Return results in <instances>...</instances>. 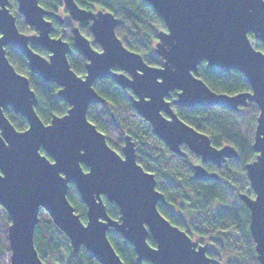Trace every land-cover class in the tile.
<instances>
[{
  "label": "water",
  "instance_id": "95a60500",
  "mask_svg": "<svg viewBox=\"0 0 264 264\" xmlns=\"http://www.w3.org/2000/svg\"><path fill=\"white\" fill-rule=\"evenodd\" d=\"M16 1L18 12L36 33L21 32L9 0H0V205L11 220L9 264H47L34 243L41 211L68 238L74 254L84 248L99 264H125L108 238L110 229L133 245L138 262L218 264L207 255V245L197 243L161 214L158 204L166 203L165 195L157 190L155 175L138 164L132 137L125 136L119 153L88 119L91 104L105 103L93 84L108 77L132 91L128 98L136 112L172 152L185 156L181 149L185 144L200 157L202 163L193 166V174L204 182L218 180L219 175L203 164L221 166L239 153L232 145L213 146L206 134L177 115L173 105L233 111L250 102L258 106L252 145L257 155L245 165L254 196L242 193L240 199L250 212L257 260L264 264V51L250 37L264 45V0H145L166 25L157 34L154 48L161 59L158 67L148 65L140 53L123 44L116 34L120 20L113 13L62 0L74 21L91 22L92 35L101 47L96 50L80 28L73 27L74 43L87 59L84 77L71 68L70 44L52 36L54 27L46 16L53 15L60 23L64 18L45 10L40 0ZM7 46L26 58L33 74L59 87L58 96L69 106L65 114L43 122L29 78L11 64ZM34 47L50 55L42 56ZM203 61L208 67L239 71L251 92L213 91L196 75ZM174 91L177 97L170 101ZM9 107L26 118L27 129L19 131L11 123L5 113ZM70 184L86 205L85 222L68 199ZM105 199L118 207L119 219L109 215Z\"/></svg>",
  "mask_w": 264,
  "mask_h": 264
},
{
  "label": "trees",
  "instance_id": "16d2710c",
  "mask_svg": "<svg viewBox=\"0 0 264 264\" xmlns=\"http://www.w3.org/2000/svg\"><path fill=\"white\" fill-rule=\"evenodd\" d=\"M10 1L11 10L16 16L17 3L15 0ZM75 1L81 8L103 9L113 13L120 20L116 34L123 44L128 49L140 53L148 65H161V59L154 53L153 45L157 41V34L166 30V25L162 16L149 2ZM40 4L48 11L59 12L63 9L61 0H40ZM18 19V27L26 28L20 15ZM55 25L53 35L61 36L70 43L71 53L68 59L71 68L79 76L85 75L86 59L74 45L70 28ZM81 31L93 39L88 24L82 25ZM250 37L254 39L252 34ZM93 46L99 48L95 43ZM255 47L264 51V45L258 40ZM35 50L42 56L49 54L41 47ZM6 55L15 69L29 78L31 88L38 98L36 110L44 123H49L54 115L67 112L69 106L58 96L59 87L55 83L46 82L41 76L33 74L26 58L15 47H6ZM196 75L217 93L234 95L251 92L248 81L237 70L223 71L218 67H208L203 61L199 64ZM93 86L99 96L105 99V103L91 104L88 108V119L105 134L109 146L119 153L125 136L132 137L136 144L138 164L155 174L157 190L165 195L168 202L167 206L158 204L161 214L191 238L204 240L208 247L207 255L217 260L218 264H259L250 232V212L239 197L241 193L253 195L245 165L257 155L252 145L259 114L258 106L250 102L239 111L223 107L176 108L179 117L206 134L213 146L232 145L239 153L237 159H230L221 169H215L221 174L220 180L204 182L197 180L193 174V166L199 163V157L187 148H184L187 152L185 157L172 152L152 132L150 123L138 115L128 98L129 90L120 87L111 77L98 79ZM174 97L175 92L172 93L171 99ZM5 113L19 131L27 129L26 118L15 113L10 107ZM41 152L46 154L42 149ZM84 169L87 170L85 166ZM207 169L212 167L209 165ZM68 199L85 222L86 205L72 184L69 186ZM106 205L109 215L115 220L119 219L118 207L109 202H106ZM10 223L9 215L0 205V264H8L6 261H9L11 254L8 241ZM108 238L125 264H152L148 260L138 262L133 245L115 229L108 231ZM148 242L155 246L151 236H148ZM34 243L40 257L47 264H99L84 248L74 254L68 238L50 217L40 216L34 233Z\"/></svg>",
  "mask_w": 264,
  "mask_h": 264
},
{
  "label": "flooded vegetation",
  "instance_id": "af4514ba",
  "mask_svg": "<svg viewBox=\"0 0 264 264\" xmlns=\"http://www.w3.org/2000/svg\"><path fill=\"white\" fill-rule=\"evenodd\" d=\"M16 1V0H15ZM61 2H62V6H63V9H64V12H63V14L61 13V11H59V12H53V11H49V12H51V13H56V14H59V15H61L63 18H64V22L63 23H60L59 21H57L56 20V18L53 16V15H47L46 16V19H48L49 21H51V23H52V25H53V27H54V31H55V29H56V25L55 24H58L59 26H62V27H68V28H70V30H71V34H72V37H73V32H72V29H73V27H75V26H78L79 28H80V31H81V27H82V25H84V24H88L89 25V29H90V25H91V22L90 21H87V22H84V23H80V22H76V21H74L71 17H70V15H69V13H68V11H67V9L65 8V5L63 4V1L61 0ZM16 3H17V1H16ZM39 4H40V1H39ZM41 5V4H40ZM17 7H18V4H17ZM43 7V6H42ZM9 8H10V11L12 12V10H11V1L9 0ZM44 8V7H43ZM45 9V8H44ZM45 10H47V9H45ZM48 11V10H47ZM16 12H18V10L16 11ZM13 13V12H12ZM19 13V12H18ZM14 14V13H13ZM15 15V14H14ZM19 15L23 18V16L19 13ZM16 17V16H15ZM67 19H68V21H67ZM16 20H17V18H16ZM23 20H24V18H23ZM56 21V22H55ZM24 23H25V21H24ZM25 25H26V28H19V30L21 31V32H23V33H25V34H28V35H32V34H35L36 33V31L34 30V28H32V27H30L29 25H27L26 23H25ZM18 26V25H17ZM54 31L52 32V36L53 37H61V36H54L53 35V33H54ZM82 32V31H81ZM90 32H91V30H90ZM82 34H83V32H82ZM84 36H86L85 34H83ZM91 36L93 37V35H92V32H91ZM87 37V36H86ZM87 38H89V37H87ZM90 39V41H91V44L93 45V43H95V44H97L98 46H99V48H95L94 46V48L96 49V50H98V51H101V47H100V45L97 43V42H95V40H94V37H93V39H91V38H89ZM68 42V41H67ZM73 43H74V39H73ZM70 44V43H69ZM74 45H75V43H74ZM76 46V45H75ZM8 47V46H7ZM13 47V46H12ZM71 47V46H70ZM35 48H37V47H34V50H35ZM42 48V47H41ZM77 48V47H76ZM155 48V47H154ZM78 49V48H77ZM79 50V49H78ZM36 51V50H35ZM80 51V50H79ZM37 52V51H36ZM71 53V52H70ZM82 53V52H81ZM50 54H48V56H49ZM84 55V54H83ZM48 56H45V57H48ZM84 57H85V55H84ZM85 59H86V57H85ZM86 64H87V59H86ZM85 68H86V66H85ZM115 71H119L117 68H115L114 69ZM77 74V73H76ZM78 75V74H77ZM85 75H86V73H85ZM85 75H83V76H81V77H84ZM97 81V80H96ZM95 83V82H94ZM125 90H129V89H125ZM175 92V97L173 98V99H171L172 98V93H171V98L169 99L170 101H173L176 97H177V92L176 91H174ZM130 94H132V91L131 90H129V95ZM177 107H179V106H175V105H173V109H174V111L177 113V115H178V111H177ZM179 108H184V107H179ZM179 116V115H178ZM136 145V144H135ZM123 147V146H122ZM184 148H187L188 150H189V148L185 145V144H182L181 145V149L186 153V155H187V152L184 150ZM190 151V150H189ZM191 152V151H190ZM193 153V152H192ZM178 155V154H177ZM185 155V156H186ZM180 156V155H179ZM185 156H183V157H185ZM198 156V155H197ZM199 157V156H198ZM230 159H228L225 163H227L228 161H229ZM202 162H201V159H200V157H199V163H197V164H201ZM225 163H223L221 166H217V165H215V164H213V163H211V162H207V163H205V164H203V166L207 169V166H209L210 165V167H212V169H210V170H208L209 172H213V173H217L218 175H219V179L218 180H220L222 177L220 176L221 174L219 173V171H216L215 169H221L222 168V166L225 164ZM196 165V164H195ZM148 172H150V171H148ZM150 173H152V172H150ZM154 174V173H153ZM155 175V174H154ZM247 175V174H246ZM156 178V177H155ZM218 180H216V181H218ZM156 181H157V179H156ZM211 181V180H210ZM206 182H208V181H206ZM156 188H157V186H156ZM159 191V190H158ZM242 194V193H241ZM240 194V195H241ZM254 194V193H253ZM240 195H239V197H240ZM108 202V201H107ZM165 206H167L168 205V202L166 201V203H163ZM165 217V216H164ZM174 225V224H173ZM176 226V225H175ZM179 228V227H178ZM182 230V229H181ZM193 239V238H192ZM194 240V239H193Z\"/></svg>",
  "mask_w": 264,
  "mask_h": 264
},
{
  "label": "rangeland",
  "instance_id": "374dc122",
  "mask_svg": "<svg viewBox=\"0 0 264 264\" xmlns=\"http://www.w3.org/2000/svg\"><path fill=\"white\" fill-rule=\"evenodd\" d=\"M63 12H64V9H62L61 10V13L63 14ZM18 15V16H17ZM16 18H17V24H19V13L17 12V14H16ZM24 21V20H23ZM67 21H68V19H67ZM156 43V42H155ZM155 43H154V45H153V51H154V47H155ZM255 43H256V40L255 39H253V44L255 45ZM242 108H245V107H242ZM241 108V109H242ZM245 112V109H243V113ZM255 128H256V126H255ZM254 132H255V130H254ZM252 196H254V194L252 195ZM107 202V200L105 199V203ZM40 216H41V218H47V217H49L48 216V214L47 213H45L44 211H41V213H40ZM194 240L195 241H197V243H199V244H204V240H201L200 238L198 239V237H195L194 238ZM205 245V244H204ZM207 245V244H206ZM48 262V261H47ZM6 263H8L9 264V261L7 262L6 261ZM49 264H53V263H51V262H48Z\"/></svg>",
  "mask_w": 264,
  "mask_h": 264
}]
</instances>
